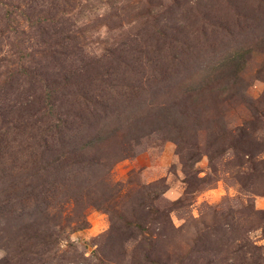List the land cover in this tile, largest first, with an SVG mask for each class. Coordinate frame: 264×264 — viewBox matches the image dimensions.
<instances>
[{"label":"rangeland","instance_id":"1","mask_svg":"<svg viewBox=\"0 0 264 264\" xmlns=\"http://www.w3.org/2000/svg\"><path fill=\"white\" fill-rule=\"evenodd\" d=\"M0 264H264V0H0Z\"/></svg>","mask_w":264,"mask_h":264}]
</instances>
